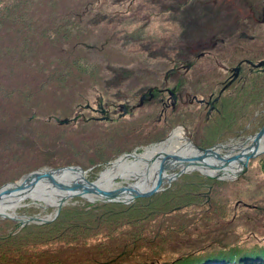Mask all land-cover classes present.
<instances>
[{"label":"rangeland","instance_id":"obj_1","mask_svg":"<svg viewBox=\"0 0 264 264\" xmlns=\"http://www.w3.org/2000/svg\"><path fill=\"white\" fill-rule=\"evenodd\" d=\"M25 2L27 4L23 10L27 15L22 24L5 25L0 30V187L18 182L32 171L61 165L90 168L86 176L93 181L108 167V161L96 167L85 161L82 155L86 140L78 137L79 129L85 124L78 123V133L69 138L67 131L73 125L59 126L54 120L71 119L78 112L84 113L85 94H88L87 97L93 96L95 100L96 94L102 91L98 86L105 83L131 86L153 82L163 84L162 75H150L146 69L157 68L164 72L181 62L178 55L183 43L179 39L186 31L179 22L182 18L179 0ZM69 17L78 26L70 27L71 38L62 44L71 57L59 50L57 45L60 43H50L51 37L60 34L54 33L55 26L64 20L70 22ZM249 46L254 60L262 58L264 34ZM52 57L69 59L64 61L82 59L78 62L85 68L72 69L73 78L65 84L57 74L49 76L60 65V61L52 60ZM49 59L52 61L49 62ZM139 69L146 70V73ZM116 73L126 74L124 77L127 78L117 79ZM77 75H81V82H77L80 78ZM212 78L206 75L205 80ZM130 89L134 87H124L118 93H131ZM235 95L232 98L229 92L225 93L224 107H220L222 112L214 113L210 118L211 126L202 132V136L207 132L202 139L204 142L214 143L220 138L218 136L229 133L235 136L234 143H243L263 125L264 73H251L244 90ZM135 100L137 102V97ZM136 102L132 101L133 104ZM147 109L156 119L160 108L152 104ZM133 110L135 114L127 118L140 119L142 110ZM205 110L203 107H188L185 119L199 122L205 119ZM187 127L188 130L197 127L195 120H188ZM228 127L232 129V134L225 132ZM57 134L66 136L60 138ZM131 181V178L116 180L124 185ZM163 187L154 195V202L150 206H146L145 200L139 201L144 198H136V201H132V209L110 217L97 232L90 229L98 225L93 220L84 225L89 228L87 230L63 226L59 229V223L54 226L56 231L59 229L58 232L71 231L70 235H75L76 241L70 240L69 235L60 237V240L51 238L44 228H49L48 225L58 218L63 219L66 214L72 218L73 214H79L68 208L103 201L74 196L65 200L56 216L54 206L27 200L15 210L18 217L50 221L20 223L13 218L0 217V236L8 232L16 235L24 226H38L28 231L26 229L30 247L25 257L35 263L59 258L82 264H174L185 258L184 254L187 253L194 256L206 251L231 249L240 250L241 254L264 251V152L250 159L247 171L237 178L214 179L199 171H189ZM127 206L123 204L117 209H126ZM176 207L177 210L165 216L152 214L171 211ZM120 218L118 227H115V219ZM42 229L44 231L40 232ZM133 238L142 240L128 244ZM10 242V239L3 242L5 252L11 249V245H7ZM111 251L115 253L110 254ZM143 252L148 253L146 257L158 252L160 257L145 260L140 258Z\"/></svg>","mask_w":264,"mask_h":264},{"label":"flooded vegetation","instance_id":"obj_2","mask_svg":"<svg viewBox=\"0 0 264 264\" xmlns=\"http://www.w3.org/2000/svg\"><path fill=\"white\" fill-rule=\"evenodd\" d=\"M178 8L182 13L179 22L186 31L179 39L183 43L178 50L181 62L164 72L157 68L146 69L150 75H162L163 84L105 83L98 86L102 91L99 90L95 100L85 94L84 113L78 112L77 119L54 120L59 126L73 125L68 128L67 137L72 138L79 132L78 137L86 140L83 149L86 155L82 156L93 167L109 162L114 156L157 149L168 140H191L196 146L222 152L234 144L235 136L229 133L218 136L220 138L214 143L204 142L202 139L207 132L203 136L202 132L211 126V116L222 112L220 107L224 105L226 92L230 97H236V93L244 90L251 73H264V65L258 66L264 56L254 60L249 46L264 34V0H179ZM146 70L139 69L145 73ZM224 74L226 76L222 77ZM124 75L115 74L117 79H126ZM206 75L213 78L207 81ZM124 87L134 89H130L131 93H118ZM103 88L113 92L107 93ZM152 104L160 108L156 119L153 113L146 111ZM188 107L205 108V119L199 122L185 119ZM134 108L142 110L140 119L127 118L135 114ZM188 120H195L197 127L188 130ZM80 122L85 125L77 132ZM225 132L233 133L230 127ZM177 170L178 166L167 173Z\"/></svg>","mask_w":264,"mask_h":264},{"label":"water","instance_id":"obj_3","mask_svg":"<svg viewBox=\"0 0 264 264\" xmlns=\"http://www.w3.org/2000/svg\"><path fill=\"white\" fill-rule=\"evenodd\" d=\"M260 65H264V60L258 63V66ZM77 117L78 116L72 119H77ZM262 138H264V123L258 131L241 143V145H245L250 141L249 144L241 147L239 146L238 148V143L235 145L237 148L236 152L238 153L236 155L230 154L228 151L222 152L221 150L213 149L212 147L202 148L196 146L191 140H188L187 142L192 148L193 153L191 154H182L164 150L157 151L150 158L145 159L147 166H151L154 163L156 164L154 170L155 180L150 187H140V185L134 183L131 184L132 182L126 183L125 185L116 182L113 187H103L96 183L98 177L93 181L87 178L86 173L89 169H84L80 165H61L35 170L26 174L18 182L3 184L0 187V198L3 200V198L9 196L21 195L25 192L48 188L49 190H58L67 193L72 197H84L89 201L90 199L87 198L86 195L93 194L95 196L94 198L103 202L130 204L136 198L153 197L157 192L163 190L164 184H169L179 175L189 171H199L209 178L225 179L226 177L222 175L224 174L226 167L235 164V166H238L239 168L231 177L237 178L247 171L250 159L264 152V146H260ZM231 147L232 146L230 145L227 149H231ZM141 154L142 153H126L120 155L114 160L107 162L106 164H108V167L103 169V171L121 164L122 161L135 160L140 157ZM216 161H219L221 164L219 165ZM176 166L179 167V170L169 174L167 173L169 169ZM208 170H212L213 174L207 173L206 171ZM146 173H148V171ZM61 197L59 202L56 205H53L56 208L55 215H58L61 206L66 200H63ZM0 217L13 218L20 223H25L27 221H33L36 223L50 221L48 219L46 220L36 217L27 218L18 217V215L9 216L6 211L2 210H0Z\"/></svg>","mask_w":264,"mask_h":264},{"label":"trees","instance_id":"obj_4","mask_svg":"<svg viewBox=\"0 0 264 264\" xmlns=\"http://www.w3.org/2000/svg\"><path fill=\"white\" fill-rule=\"evenodd\" d=\"M26 0H0V30H2V28L5 25H16L17 23L20 24L21 22H23L26 19L27 14H24L25 11L23 10V6L25 4H27L25 2ZM71 17H69L70 19ZM78 20V18H77ZM9 23V24H8ZM80 23V20H79ZM17 24V25H18ZM22 24V23H21ZM75 22L72 21L70 19V22L67 20L65 22V20L63 21V23H61L59 26H55V34H58V37H51L50 38V43L52 42L53 44L58 42L60 44L57 45V47H60L59 50L63 51V54L65 56L71 57V53H69V55L65 52L67 49L65 48V44L66 41H68L71 37H69L72 33L71 28L74 27H78L76 25H74ZM71 27V28H70ZM57 30V31H56ZM51 34H53L52 31H50ZM49 32V34H50ZM62 35V36H61ZM54 36V35H53ZM68 36L67 39H65V37ZM54 40V41H53ZM63 42V43H61ZM78 43V42H77ZM56 47V46H54ZM64 48V49H62ZM3 54V53H2ZM4 55L6 56V52H4ZM77 56V55H76ZM73 56V57H76ZM61 59L63 57H60ZM55 59L56 61H60V65H58L57 68H54L53 72L49 74V76H56L54 74H57L59 77H61L60 79L65 81V84L71 82L72 78H73V73L71 72L72 69L75 68H79V69H83L85 67H83L78 61H83L82 59H72V61H64V60H69V59H56L54 57H52V60ZM8 60V59H7ZM51 59H49V62L52 61ZM76 60V61H74ZM9 61V60H8ZM13 61V60H12ZM80 66H79V65ZM20 70V69H19ZM78 77H80L81 75H77ZM82 81V77L79 78V80L77 82H81ZM5 99V98H4ZM227 104V103H226ZM224 107V105L222 106ZM219 114V113H218ZM139 199V198H138ZM208 199V198H206ZM137 200V199H136ZM135 200V201H136ZM141 200H145V204L146 206H150L151 202H154V196L151 198H144V199H140ZM208 201V200H207ZM85 205L82 206H76V207H72V208H68V210H76L79 214H73V218L69 215L66 214L65 217L63 219L58 218L56 222L51 223L50 225H48L49 228H44L47 231V234H50L49 237H53V238H57L60 240V237H65L67 235H69L68 237H70V240L72 241H76L77 237L75 235H70V232H58V230L60 229V227H64V228H73V229H89L84 227V225L87 224V222L90 224V222L96 221L98 223V225L96 226V228H90V229H94L97 231L100 230L102 224L104 222H106L108 219H110V217L112 216H117L122 212H128L129 209H132L133 207V202L128 204L126 209H122V210H118L117 207L123 206V204H119V203H114V202H97L95 204H91L89 202L84 203ZM105 209V210H104ZM173 209V208H172ZM178 208H174L171 211H164V212H154L152 214H160L161 216H165V214H168L169 212H173L174 210H177ZM126 210V211H125ZM78 216V217H77ZM92 216V218H91ZM121 220L120 219H115V227H118V221ZM65 223L66 225H62V223ZM59 223V225L57 226L59 229L56 231V227L54 228L55 225H57ZM34 225H29V226H24L22 228L19 229V231L17 232L16 235H11L9 232L5 233V236H0V240H2L3 242H5L6 240H11L10 243H8L7 245H11V249L10 250H6V252L4 251L3 248V242L0 243V264H82V262H77L75 260H71V261H64L62 259H59L55 261H47L44 263H35L33 261H30L29 259H27L25 257L26 253H28L29 250V236H26L28 233H26V229L28 231L29 228H33ZM43 226V225H42ZM91 227V225H89ZM34 227H38V226H34ZM41 227V226H39ZM44 231L43 229L40 231L42 232ZM22 232V233H21ZM12 238L13 241H12ZM137 240H142V238L136 239L133 238V241L129 240L128 244H134L133 242H135ZM216 241V240H215ZM12 242H17L15 244H13ZM217 242V241H216ZM214 241L211 242V244H213ZM28 246V249H27ZM126 246V244H125ZM10 251V252H9ZM151 252V251H149ZM110 254H113L115 252L111 251L109 252ZM144 255L142 254V256L140 258H144L145 260L148 258L153 259H158L160 257L158 252H154L153 255H151L150 257H146L145 255H148V253L143 252ZM17 256L22 257L21 259L16 258ZM185 258H181V260L177 261L174 264H264V251L262 253H254L252 251H246L245 253L241 254L240 250H226V251H213V252H203V253H199V254H195L194 256L190 253L184 254Z\"/></svg>","mask_w":264,"mask_h":264},{"label":"bare ground","instance_id":"obj_5","mask_svg":"<svg viewBox=\"0 0 264 264\" xmlns=\"http://www.w3.org/2000/svg\"><path fill=\"white\" fill-rule=\"evenodd\" d=\"M250 141L247 142L249 144ZM237 143L232 144L231 149H227L228 153L230 154H238L237 148L241 145V143H238L237 148L235 147ZM260 146H264V138L260 141ZM234 148V149H233ZM236 148V149H235ZM159 150L169 151V152H178L182 154H191L193 153L192 148L187 144V142H175V141H165L160 144V146L157 148ZM157 149L146 151L141 154L140 157L136 158L135 160L131 161H122L121 164L106 169L102 172H100L98 178L96 179V183L103 187H113L116 184L117 179H132L131 184H137L140 185V187H150L154 180H155V167L156 164H152L151 166H147L145 159L150 158L153 154L157 152ZM219 165L221 164L219 161H216ZM147 166V167H146ZM238 166H235V164L229 165L226 167L225 172L222 176L228 178L233 176L238 171ZM148 171V173H146ZM209 174H213L212 170L206 171ZM62 196V197H61ZM87 198L90 200L94 199L93 194L86 195ZM60 197L63 198V200H67L71 198L72 196H69V194L58 191V190H49L48 188L44 189H37L30 192L22 193L21 195H14L9 196L6 198H3V200H0V210L6 211L9 216H15V210L22 206L23 203H25L27 200L42 202L46 204L47 206H53L56 205Z\"/></svg>","mask_w":264,"mask_h":264}]
</instances>
